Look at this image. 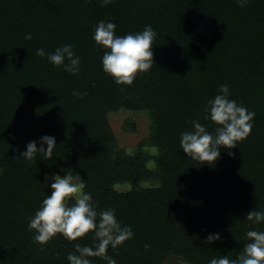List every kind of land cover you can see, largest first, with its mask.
Masks as SVG:
<instances>
[{
    "label": "trees",
    "instance_id": "trees-1",
    "mask_svg": "<svg viewBox=\"0 0 264 264\" xmlns=\"http://www.w3.org/2000/svg\"><path fill=\"white\" fill-rule=\"evenodd\" d=\"M100 20L115 22L121 36L147 24L157 34L155 63L131 86L102 71L105 49L93 40ZM64 44L81 57L79 75L36 55ZM222 83L230 99L255 112L253 130L234 156L222 151L215 165H201L180 149V133L193 120L214 132L203 109ZM121 107L152 113L145 141L158 149L156 169L145 152H118L108 113ZM45 134L57 142L52 159L17 158ZM53 172L80 174L98 211L114 208L131 226L132 239L108 248L117 264H161L169 254L191 264L236 258L247 231H264L246 218L264 210V0L244 8L235 0H114L106 7L100 0H0V264H69L75 244L95 246L91 233L33 241L28 221L49 194L45 173ZM149 179L158 185H141ZM120 183L133 188L119 191ZM216 232L221 240L206 244Z\"/></svg>",
    "mask_w": 264,
    "mask_h": 264
},
{
    "label": "clouds",
    "instance_id": "clouds-1",
    "mask_svg": "<svg viewBox=\"0 0 264 264\" xmlns=\"http://www.w3.org/2000/svg\"><path fill=\"white\" fill-rule=\"evenodd\" d=\"M100 2L102 7H106L114 0ZM235 2L244 8L250 0ZM116 29L115 22L100 20L94 25L93 40L98 47L105 49L101 58L102 71L110 75L117 85L131 86L138 74L150 71L155 63L153 46L157 34L151 24L145 25L142 31L122 36L116 34ZM31 38L30 33L25 35V39ZM36 55L46 57L55 67L73 75L81 72V57L76 54L71 44L56 47L52 52L41 47L36 50ZM73 95L82 97L86 93L73 91ZM230 95L229 86L222 83L219 85L218 94L208 99L204 106L203 119L214 123V132H210L199 120H193L192 130L180 133V149H183L188 158L201 165H215L222 151L234 156L235 153L231 150L252 133L255 112L249 111L235 99H230ZM56 145L55 137L45 134L29 141L17 158L23 157L29 164L36 161L38 154H42L44 159H52ZM44 186L50 189V194L46 193L40 207L28 221V228L34 233L33 241L43 246L58 234L69 241H76L77 238L91 233L96 241L95 246L75 244V251L67 256L69 264H92L90 257H100L106 264H117L108 255V248L115 249L126 240L132 239L134 232L131 226L122 225L116 209L98 211L92 193L84 191L86 183L78 173H45ZM69 201L74 203L70 204ZM246 218L255 224L264 223V210L252 209ZM245 238L249 242L236 258H229L227 255L213 257L209 264H264V231L249 230ZM219 240L221 235L218 232L204 237V242L208 245Z\"/></svg>",
    "mask_w": 264,
    "mask_h": 264
},
{
    "label": "rangeland",
    "instance_id": "rangeland-1",
    "mask_svg": "<svg viewBox=\"0 0 264 264\" xmlns=\"http://www.w3.org/2000/svg\"><path fill=\"white\" fill-rule=\"evenodd\" d=\"M152 113L147 110H131L124 107L108 113L112 130L117 137V150L120 153L145 152L149 158L148 165L156 169L155 156L158 154L157 147L150 146L146 139L151 134ZM158 179H149L141 183L142 186H157ZM115 187L122 192L132 190L130 183L116 184ZM50 194V189H48ZM161 264H191L186 258L174 254L165 256Z\"/></svg>",
    "mask_w": 264,
    "mask_h": 264
}]
</instances>
